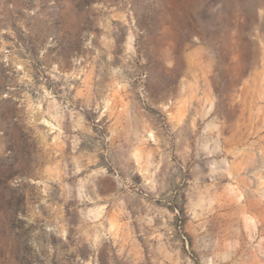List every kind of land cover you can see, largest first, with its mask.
Segmentation results:
<instances>
[{
	"label": "rangeland",
	"instance_id": "374dc122",
	"mask_svg": "<svg viewBox=\"0 0 264 264\" xmlns=\"http://www.w3.org/2000/svg\"><path fill=\"white\" fill-rule=\"evenodd\" d=\"M0 264H264V0H0Z\"/></svg>",
	"mask_w": 264,
	"mask_h": 264
},
{
	"label": "crops",
	"instance_id": "0c3cea01",
	"mask_svg": "<svg viewBox=\"0 0 264 264\" xmlns=\"http://www.w3.org/2000/svg\"><path fill=\"white\" fill-rule=\"evenodd\" d=\"M104 182H111L115 188L112 189H104L103 195L105 197L111 198V201H117V198L119 197H125L130 195V192L127 190H123L120 188V180L117 179L114 175L111 178L103 179ZM117 186V187H116ZM113 199V200H112Z\"/></svg>",
	"mask_w": 264,
	"mask_h": 264
}]
</instances>
